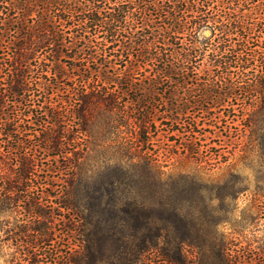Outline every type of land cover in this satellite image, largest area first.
<instances>
[{
	"label": "trees",
	"instance_id": "obj_1",
	"mask_svg": "<svg viewBox=\"0 0 264 264\" xmlns=\"http://www.w3.org/2000/svg\"><path fill=\"white\" fill-rule=\"evenodd\" d=\"M55 60L78 62L76 73L56 80ZM59 87L65 97L52 103ZM156 104L169 121L185 119L191 138L197 116L220 113L245 122L238 136L264 138V0H0V214L24 198L33 224L22 232L35 239L28 264H92L106 241L121 264H134L156 245L161 233L137 234L148 211L135 198L157 186L165 198L180 194L179 174L143 147ZM99 118L130 120L135 133L90 141L83 180V134ZM109 142L125 160H100ZM55 174L63 181L48 179ZM167 220L177 249L163 258L191 264L180 246L190 236ZM71 237L83 245L73 249ZM215 254L234 264L222 247Z\"/></svg>",
	"mask_w": 264,
	"mask_h": 264
},
{
	"label": "rangeland",
	"instance_id": "obj_2",
	"mask_svg": "<svg viewBox=\"0 0 264 264\" xmlns=\"http://www.w3.org/2000/svg\"><path fill=\"white\" fill-rule=\"evenodd\" d=\"M204 34H209V30H205ZM74 63L55 60L52 69L56 80L68 81L76 73L70 68ZM143 79L144 76H141L140 81ZM58 81L55 82L59 84ZM61 87L50 90L52 103L60 96L65 97ZM163 111V105L156 104L152 127L146 132L150 143L143 147L158 158L164 165L163 169L179 174L174 180L179 182L180 194L165 198L161 196V186H157L156 192L144 198H135L136 207L143 206L148 211V224L137 234L150 232L161 233V236L154 240L156 245L144 251L141 260L134 264H174L162 256L165 249H177V240L166 228L169 218L180 219L182 228L177 235L184 236L182 231L185 230L190 236L189 241L180 243V246L191 264H219L215 252L220 247L224 256L228 254L234 264H264V138H255L248 130L238 136L236 131L243 129L245 122L239 119L233 121L223 113L214 120L197 116L191 138L181 131L185 119L169 121L163 116ZM91 125V131L83 134L89 139L80 170L83 180H90L88 167L93 163L90 141L97 143L108 139L114 143L120 137L131 139L136 129L130 120L120 126L112 118H99ZM112 142L103 151L99 148L100 160L110 161L120 157L125 160L126 155H122ZM59 163L55 161L53 164ZM48 179L63 181L60 174ZM151 190L147 188L144 192ZM134 191L143 194V190L136 185ZM23 199L20 197L12 202L14 210L0 214V264H28L26 259L35 245L32 244L35 239L27 235L29 231L22 232L33 224V219L22 210ZM60 227L63 228V225H58L57 229ZM68 242L73 249L83 245L75 237ZM113 248L110 241L95 245L90 262L121 264L120 255H116Z\"/></svg>",
	"mask_w": 264,
	"mask_h": 264
}]
</instances>
